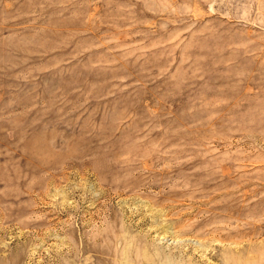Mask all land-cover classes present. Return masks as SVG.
I'll return each mask as SVG.
<instances>
[{
	"label": "rangeland",
	"instance_id": "1",
	"mask_svg": "<svg viewBox=\"0 0 264 264\" xmlns=\"http://www.w3.org/2000/svg\"><path fill=\"white\" fill-rule=\"evenodd\" d=\"M0 264H264V0H0Z\"/></svg>",
	"mask_w": 264,
	"mask_h": 264
}]
</instances>
